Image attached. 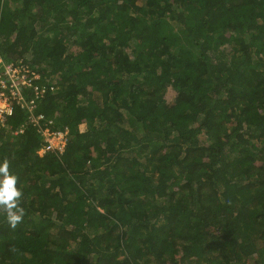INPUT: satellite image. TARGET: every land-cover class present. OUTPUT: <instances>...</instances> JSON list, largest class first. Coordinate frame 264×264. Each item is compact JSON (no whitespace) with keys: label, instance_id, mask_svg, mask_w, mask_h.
Instances as JSON below:
<instances>
[{"label":"trees","instance_id":"trees-1","mask_svg":"<svg viewBox=\"0 0 264 264\" xmlns=\"http://www.w3.org/2000/svg\"><path fill=\"white\" fill-rule=\"evenodd\" d=\"M0 61L67 132L12 103L0 264H264V0H0Z\"/></svg>","mask_w":264,"mask_h":264},{"label":"built area","instance_id":"built-area-1","mask_svg":"<svg viewBox=\"0 0 264 264\" xmlns=\"http://www.w3.org/2000/svg\"><path fill=\"white\" fill-rule=\"evenodd\" d=\"M29 71L26 68H22L18 71L12 70L11 68L5 69L0 74V128L5 127L6 119L13 115L12 103L17 105H25L22 101L23 98L20 95V86L30 85V82L36 78L33 73H30L32 77H27ZM43 91V90H42ZM27 110L30 112L29 123L32 127L41 133L43 137V147L41 151L43 153L48 151L61 152L65 146L67 140V132L64 131H51L49 123H42V116L31 115L35 106L34 101H30V104L25 105ZM23 132V129L18 131Z\"/></svg>","mask_w":264,"mask_h":264},{"label":"clouds","instance_id":"clouds-1","mask_svg":"<svg viewBox=\"0 0 264 264\" xmlns=\"http://www.w3.org/2000/svg\"><path fill=\"white\" fill-rule=\"evenodd\" d=\"M8 68L18 71L26 67L24 65H21V62L10 63L4 66L2 72H4V70ZM20 129L23 128L20 127L19 130ZM18 131L12 133L10 131L4 130V134H17L19 133ZM42 147L43 145L41 146V148ZM41 148L37 151L38 155V152L41 151ZM45 153H43V155ZM17 184L18 177L10 171L9 161L7 159H4L3 162L0 163V213H3L5 215L8 224L13 229H15L22 222L25 215V209L22 207L23 192L17 187Z\"/></svg>","mask_w":264,"mask_h":264},{"label":"rangeland","instance_id":"rangeland-1","mask_svg":"<svg viewBox=\"0 0 264 264\" xmlns=\"http://www.w3.org/2000/svg\"><path fill=\"white\" fill-rule=\"evenodd\" d=\"M38 153H39V155H41V156L43 155V152H42V151H39ZM155 178H157V175H155Z\"/></svg>","mask_w":264,"mask_h":264}]
</instances>
